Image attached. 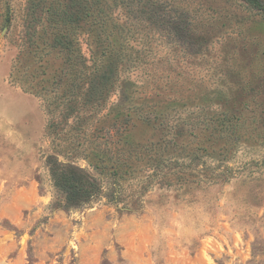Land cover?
I'll use <instances>...</instances> for the list:
<instances>
[{"label": "rangeland", "instance_id": "rangeland-1", "mask_svg": "<svg viewBox=\"0 0 264 264\" xmlns=\"http://www.w3.org/2000/svg\"><path fill=\"white\" fill-rule=\"evenodd\" d=\"M96 3L122 54L115 89H129L133 141L156 140V119L259 117L264 12L242 0ZM15 53L0 35V264H264V139L237 151L224 183L152 184L132 207L68 209L42 158V107L8 81Z\"/></svg>", "mask_w": 264, "mask_h": 264}, {"label": "trees", "instance_id": "trees-1", "mask_svg": "<svg viewBox=\"0 0 264 264\" xmlns=\"http://www.w3.org/2000/svg\"><path fill=\"white\" fill-rule=\"evenodd\" d=\"M242 1L264 12V1ZM14 2L0 0V35L16 48L8 81L42 107V158L68 209L101 198L132 207L133 192L152 184L224 183L236 174L237 151L264 139L262 109L252 120L236 110L156 119V140L133 141L129 89H115L122 54L106 9L96 0Z\"/></svg>", "mask_w": 264, "mask_h": 264}]
</instances>
